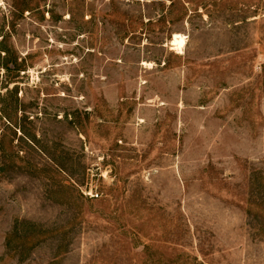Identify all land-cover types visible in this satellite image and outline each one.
I'll use <instances>...</instances> for the list:
<instances>
[{
	"label": "rangeland",
	"instance_id": "374dc122",
	"mask_svg": "<svg viewBox=\"0 0 264 264\" xmlns=\"http://www.w3.org/2000/svg\"><path fill=\"white\" fill-rule=\"evenodd\" d=\"M0 264H264V0H0Z\"/></svg>",
	"mask_w": 264,
	"mask_h": 264
},
{
	"label": "bare ground",
	"instance_id": "6f19581e",
	"mask_svg": "<svg viewBox=\"0 0 264 264\" xmlns=\"http://www.w3.org/2000/svg\"><path fill=\"white\" fill-rule=\"evenodd\" d=\"M174 42L176 45H179L181 47L182 44H184V39L182 36H177L174 38ZM174 44V43H173Z\"/></svg>",
	"mask_w": 264,
	"mask_h": 264
}]
</instances>
